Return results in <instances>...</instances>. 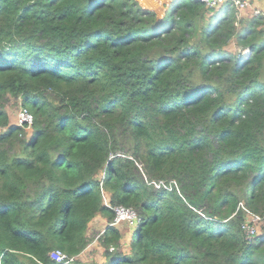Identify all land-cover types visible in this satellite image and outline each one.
<instances>
[{"label": "trees", "instance_id": "1", "mask_svg": "<svg viewBox=\"0 0 264 264\" xmlns=\"http://www.w3.org/2000/svg\"><path fill=\"white\" fill-rule=\"evenodd\" d=\"M218 10L0 0V264H264V19Z\"/></svg>", "mask_w": 264, "mask_h": 264}, {"label": "built area", "instance_id": "2", "mask_svg": "<svg viewBox=\"0 0 264 264\" xmlns=\"http://www.w3.org/2000/svg\"><path fill=\"white\" fill-rule=\"evenodd\" d=\"M205 4L208 8H216L222 10L226 14H229L233 10L235 11L236 18L238 20L242 17V10L247 6V2L245 0H199ZM255 14H259L260 11L258 9L254 10ZM250 52L249 49L244 50V54H248ZM17 125L20 126H31L34 121L33 113L28 110L25 106L21 105L17 111ZM121 155V154H117ZM159 186V184H157ZM115 211L114 220L111 222L112 224L126 221L130 226H137L139 221V216L137 210L132 206H127L124 204H116L113 206ZM260 221V217L258 215H248L246 219L241 223L242 230L247 240L252 241L259 233L258 223ZM51 257L58 263L65 261L67 258V254L60 248H57L51 252Z\"/></svg>", "mask_w": 264, "mask_h": 264}, {"label": "rangeland", "instance_id": "3", "mask_svg": "<svg viewBox=\"0 0 264 264\" xmlns=\"http://www.w3.org/2000/svg\"><path fill=\"white\" fill-rule=\"evenodd\" d=\"M162 5V4H161ZM162 9L163 7L161 6L160 8H157V11L161 14L165 11L162 12ZM216 13V16L218 18H223L224 17V12L222 10H218L215 12ZM242 17H244V13L242 15ZM239 22V20H238ZM238 22L236 24H238ZM241 25V22L237 25L238 27H240ZM226 49H230V50H233L234 52L235 51H241V47L238 46V44L236 43L235 40L233 41H229V44L226 45ZM19 101L16 102V104H11V107H10V121H11V124H16L18 123V120H17V111L18 109L20 108L21 106V102H20V99H18ZM32 126H25V129L28 130V133H30L32 131ZM121 154V153H119ZM122 155V154H121ZM102 228H97V229H90V236H93L94 238H96L99 234V232L101 231ZM96 240V239H95ZM103 248L98 244V242L94 241L93 243L89 244L86 249L84 251H82L80 253V255L78 257L82 258L83 260H97L98 262H101L102 260V256H101V252H102Z\"/></svg>", "mask_w": 264, "mask_h": 264}, {"label": "crops", "instance_id": "4", "mask_svg": "<svg viewBox=\"0 0 264 264\" xmlns=\"http://www.w3.org/2000/svg\"><path fill=\"white\" fill-rule=\"evenodd\" d=\"M142 5L146 8H153L156 9L163 7L162 12L164 9L166 10L167 5L172 0H139ZM247 2V6L242 10V14L244 13L245 17H250L253 15L260 16L262 19H264V0H245ZM162 4V5H161ZM258 9L260 11L259 14H255L254 10ZM105 219L101 216H97L94 220L93 224L91 225L92 229L101 228L104 226Z\"/></svg>", "mask_w": 264, "mask_h": 264}, {"label": "clouds", "instance_id": "5", "mask_svg": "<svg viewBox=\"0 0 264 264\" xmlns=\"http://www.w3.org/2000/svg\"><path fill=\"white\" fill-rule=\"evenodd\" d=\"M15 125H17V124H15ZM248 215H250V214H247L246 217H247ZM245 219H246V218H245ZM245 219H244V220H245ZM244 220H243V221H244ZM243 221H242V222H243ZM242 222H241V223H242Z\"/></svg>", "mask_w": 264, "mask_h": 264}]
</instances>
